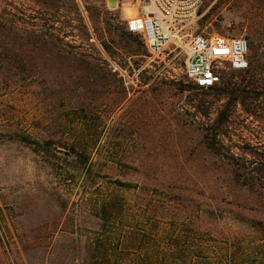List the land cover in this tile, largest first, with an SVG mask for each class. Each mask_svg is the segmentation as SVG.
<instances>
[{"label":"rangeland","instance_id":"1","mask_svg":"<svg viewBox=\"0 0 264 264\" xmlns=\"http://www.w3.org/2000/svg\"><path fill=\"white\" fill-rule=\"evenodd\" d=\"M156 1L0 0V264H91L97 247L106 264H264V197L204 141L225 112L218 141L264 145V95L184 75L190 35L255 31L264 49V0H176L195 11L151 60L125 25ZM246 70L221 78L243 88Z\"/></svg>","mask_w":264,"mask_h":264},{"label":"built area","instance_id":"2","mask_svg":"<svg viewBox=\"0 0 264 264\" xmlns=\"http://www.w3.org/2000/svg\"><path fill=\"white\" fill-rule=\"evenodd\" d=\"M196 2L157 0L156 11L139 10L126 21L125 29L138 36L147 57L158 59L178 39L173 27L179 17L195 11ZM249 45L241 37H224L217 34H194L186 45L184 75L190 85L207 90L221 82L226 70L248 68Z\"/></svg>","mask_w":264,"mask_h":264},{"label":"trees","instance_id":"3","mask_svg":"<svg viewBox=\"0 0 264 264\" xmlns=\"http://www.w3.org/2000/svg\"><path fill=\"white\" fill-rule=\"evenodd\" d=\"M247 38L249 40V58L248 68L245 71L246 78L248 77L246 86L243 88H240V86L235 87L231 80L226 78L209 90L226 89V94L231 101L251 106L253 102L264 95L263 88L251 84L259 81L264 76V49H262L257 32H250ZM190 88L199 90L192 85H190ZM227 120L228 114L221 112L218 118L205 129V146L210 152L225 159L232 166L233 179L236 183L264 197V145H247L241 149L239 154L233 153L228 146L217 140V132L222 128V125L227 123ZM84 153H86L85 147H79L74 151L78 158ZM98 210L102 214L98 215L99 220L103 223H109L111 212H107L104 206L99 207ZM115 235L117 233L105 231L103 236H106L105 239L110 241ZM99 249L97 247L96 255L91 256V264H106L112 259V256L107 255L108 251L106 249H102V251H99Z\"/></svg>","mask_w":264,"mask_h":264}]
</instances>
